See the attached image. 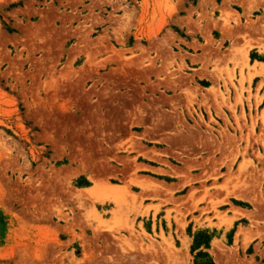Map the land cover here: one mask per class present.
Returning a JSON list of instances; mask_svg holds the SVG:
<instances>
[{
  "label": "rangeland",
  "instance_id": "1",
  "mask_svg": "<svg viewBox=\"0 0 264 264\" xmlns=\"http://www.w3.org/2000/svg\"><path fill=\"white\" fill-rule=\"evenodd\" d=\"M208 262L264 264V0H0V264Z\"/></svg>",
  "mask_w": 264,
  "mask_h": 264
},
{
  "label": "trees",
  "instance_id": "2",
  "mask_svg": "<svg viewBox=\"0 0 264 264\" xmlns=\"http://www.w3.org/2000/svg\"><path fill=\"white\" fill-rule=\"evenodd\" d=\"M208 238V240H209V237H207V236H205V235H203V234H199L197 237H196V239H195V242H196V244H197V246H201L203 243L201 242V240L203 239V238ZM207 243H208V241L206 240V242H204V244H206L207 245ZM199 255H202V256H207V254H203V253H200ZM207 257H209V256H207ZM206 264H212L211 262H208V263H206Z\"/></svg>",
  "mask_w": 264,
  "mask_h": 264
},
{
  "label": "bare ground",
  "instance_id": "3",
  "mask_svg": "<svg viewBox=\"0 0 264 264\" xmlns=\"http://www.w3.org/2000/svg\"><path fill=\"white\" fill-rule=\"evenodd\" d=\"M114 188V187H113ZM115 196V195H114Z\"/></svg>",
  "mask_w": 264,
  "mask_h": 264
}]
</instances>
